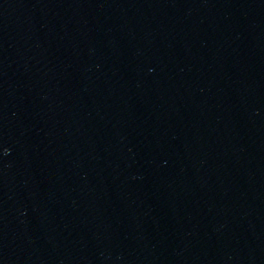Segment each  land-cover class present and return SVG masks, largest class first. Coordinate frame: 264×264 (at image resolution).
Wrapping results in <instances>:
<instances>
[{
  "label": "water",
  "instance_id": "obj_1",
  "mask_svg": "<svg viewBox=\"0 0 264 264\" xmlns=\"http://www.w3.org/2000/svg\"><path fill=\"white\" fill-rule=\"evenodd\" d=\"M0 264H264V0H0Z\"/></svg>",
  "mask_w": 264,
  "mask_h": 264
}]
</instances>
